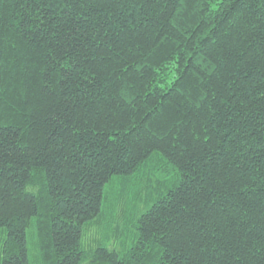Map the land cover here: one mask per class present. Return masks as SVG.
<instances>
[{
  "label": "trees",
  "instance_id": "16d2710c",
  "mask_svg": "<svg viewBox=\"0 0 264 264\" xmlns=\"http://www.w3.org/2000/svg\"><path fill=\"white\" fill-rule=\"evenodd\" d=\"M30 226L45 264H264V0H0V264Z\"/></svg>",
  "mask_w": 264,
  "mask_h": 264
},
{
  "label": "rangeland",
  "instance_id": "374dc122",
  "mask_svg": "<svg viewBox=\"0 0 264 264\" xmlns=\"http://www.w3.org/2000/svg\"><path fill=\"white\" fill-rule=\"evenodd\" d=\"M153 156H152L153 158H156L159 155L154 154ZM176 177H177V173L173 172V171H171L169 174L168 173H159L158 171H156L154 180L156 182H159L162 185V190H164L165 188L172 187L173 180ZM113 179L115 180L114 188L118 189L119 188L118 186H120L119 183H121V181L119 180V177H116V176H114ZM154 180H152V184L156 185V182ZM134 188H135V190H134ZM135 194H138L140 196V199L137 202L141 201V203H142L145 200L144 193H143V191L139 190V186L133 185V191L128 195L129 199L126 202L125 212H124L125 217H126V219H124V226L126 228V238H124L125 243H123V245L126 248H128L131 245V240H128V239L131 236L132 222L135 221V217H137L139 215V213H141V211L145 210L148 207V204H145L144 202H143V207H142V204L136 203L134 201V199H135L134 195ZM135 197H136V195H135ZM135 204H136V206H135ZM103 205H104V203H103ZM102 211H103V207H102ZM103 215H101V218H103ZM109 217H111V216H106V218H108V219H109ZM91 232L92 231H89V234ZM93 232H95V231H93ZM93 232H92V234H93ZM96 235L100 236L99 234H96ZM4 236H5V233H4L3 229H0V262H1V258H2V240H3ZM104 236H105V234L103 236H101L99 239H96L95 236L92 235V238H90L89 241H84V238H83V242H84L83 246L89 250V249H93L97 244L109 245L107 243V239H104L105 238ZM27 249H28L29 264H45L41 260L39 250L37 248V243L35 242V239L33 236L32 226H30L27 230ZM84 264H86V263H84Z\"/></svg>",
  "mask_w": 264,
  "mask_h": 264
}]
</instances>
